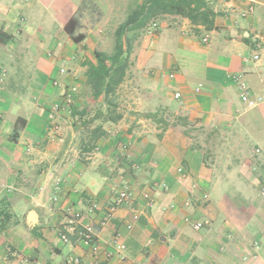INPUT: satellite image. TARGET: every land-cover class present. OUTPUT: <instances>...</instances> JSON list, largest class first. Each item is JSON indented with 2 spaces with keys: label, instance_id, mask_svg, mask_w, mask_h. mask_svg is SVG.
Returning <instances> with one entry per match:
<instances>
[{
  "label": "crops",
  "instance_id": "0c3cea01",
  "mask_svg": "<svg viewBox=\"0 0 264 264\" xmlns=\"http://www.w3.org/2000/svg\"><path fill=\"white\" fill-rule=\"evenodd\" d=\"M110 1L0 0V75L15 70L6 76L13 102L0 107V264H75V257L81 264H264V0H209L215 12L209 28L160 15L159 30L145 33L136 52L138 68L150 69L135 83L139 107L116 125L122 129L98 138L91 161L80 155L67 161L64 146L48 141L50 106L36 104L27 115L17 102L34 94L41 103L53 97L52 104L60 98L55 77L85 83L59 70L85 46L82 55L93 54L95 37L84 25ZM74 16L78 22L68 30ZM81 33L85 38L75 41ZM36 38L48 59L39 51L32 57ZM22 55L25 69L38 72L29 75L31 90L18 81ZM14 58L18 65L2 66ZM238 75L260 99L255 107L241 100ZM74 120L62 110L56 121L66 135H77ZM49 167L62 172L59 190ZM127 185L134 199L101 226V212L90 206L105 205ZM68 208L82 213L74 228L67 225ZM31 210L38 214L34 225ZM86 223L94 224L98 251L81 239Z\"/></svg>",
  "mask_w": 264,
  "mask_h": 264
},
{
  "label": "rangeland",
  "instance_id": "374dc122",
  "mask_svg": "<svg viewBox=\"0 0 264 264\" xmlns=\"http://www.w3.org/2000/svg\"><path fill=\"white\" fill-rule=\"evenodd\" d=\"M110 1V0H109ZM138 0H111L110 2L111 5L107 6V5H102L100 3V6L98 8V10H100L102 13L98 14V13H94L91 14V21L86 22V25H84L85 27H87L86 29H91V31H86L87 33H89L90 35H92V37H95L93 42H91L92 44H95V50L98 49L100 51H104L107 53H111L114 49V39H115V30L118 27L119 24H121L123 21H125V19L127 18V15L131 12V10H133L136 6ZM81 10V8H80ZM159 18L157 17V19H154V21H156L158 23V25L160 26V20H158ZM101 20V21H100ZM145 33L151 34L148 32L147 29H145L144 31H142L140 33V36L138 37V39L134 42V49L133 52L131 54V66L129 69V73L127 75V78L125 80L124 83H122L120 85V87L117 89L116 93L114 95H112V99L114 101V103L112 104V106L110 107V109L105 106L104 104H102V98L96 99L90 89L89 86L87 85L86 82V70H87V66L84 64L85 61L90 60L91 55L94 56V51L93 54L90 53L86 54L84 53L82 55V50H86V46L84 47V49L82 48L80 51H75L73 54H76L75 59H73L72 61H68L66 64L63 65L64 68L67 69V75H72L71 77L73 78V81H84L85 79V83L80 85L78 82L75 83L78 85L79 87V92L76 98V101L74 103V106L77 107L78 112L80 114H77L76 116H73L72 113L68 112L69 117H72V119H75L74 121L76 122L77 119H79L80 123L78 124V129L76 128L75 130L79 131V134L75 135V133H71V131L69 132V134L66 135L65 130H62V125L59 124L57 121V125L58 128L55 129L52 124H49V142H53V143H60V147H63L62 151L65 149L64 154L66 153V155H68L67 157V161H72L73 159H75L76 157L78 158V156L80 155L81 160L83 162H89L92 159H88V157H94L95 153L97 152L96 147L97 144H93V141L91 140V136L92 133L91 131L93 129H95V127L99 124H101L102 126V130L103 133H101V138L102 137H110L111 135H114L118 129H122V125L120 126V128H118L119 125L118 123L122 122V119L124 118V116H128V114L130 112L134 113L135 107L138 108V101L135 102V98H136V92L138 90H136V81H141V79H144L146 76L145 74H150V69H139L138 68V64H137V59H138V53L137 49L142 47L143 42L145 41L144 38L145 37ZM91 37V38H92ZM40 38H36V43L32 44V46L30 47L31 51L33 52V56L32 57H36L38 55H36V51H39V53H41V55H43V57L47 58L48 54L46 52H50L48 49H45V52L43 53L42 50H44V47L40 46L39 44H41L39 42ZM27 39H25L23 41L24 45H29L28 42H26ZM16 44L15 47H19V44H17L15 41L13 42ZM10 47V46H9ZM89 48V47H88ZM10 50V49H8ZM54 51H52L53 53ZM56 52V51H55ZM35 54V55H34ZM20 56V54H17ZM25 56L26 55H22L20 64H24L22 66V74H19V80L21 81V83H23L22 87L24 88H28L29 90H31V86L28 84L27 81H31L32 77H30L29 75L31 74H36L37 75V69H35L33 71L34 67H30L27 69L25 64L26 63H21L22 61L25 60ZM88 56V57H87ZM58 58V54H52V63L55 62L56 60L53 58ZM84 57L87 58V60H82ZM82 58V59H81ZM95 58V56H94ZM48 59V58H47ZM81 59V60H79ZM2 60V58L0 59ZM58 60V59H57ZM79 60V61H78ZM19 59L14 58V61H9L6 62L5 64H3L2 66H7V65H18L19 64ZM30 61V59H29ZM14 62V63H13ZM33 62V61H32ZM30 61V64L32 63ZM35 62V60H34ZM60 62L62 61H58L55 63V67L58 68V65H61ZM83 62V64H82ZM17 63V64H16ZM36 63V62H35ZM11 73L15 70H11V69H7V72L5 74V76H3L2 78H0V107H3L1 105V103H6L9 100H11L13 97L11 96V98H9V94L7 93V89H6V83L7 81L10 80L6 78L8 72ZM18 73L20 72L19 70H16ZM6 78V79H5ZM18 78V77H17ZM23 81V82H22ZM32 81H42L41 79H36V80H32ZM48 81V80H47ZM50 89V88H48ZM51 91V90H50ZM29 96V97H28ZM23 97H28L31 98L30 101H28L27 99H21V101H18L17 104H22L23 108L21 111H23V113L25 114H29L32 107H35L34 105H39V109H46L47 107L50 106L51 104V100H53V97H50L46 100H44L42 103L39 102L37 100V96H34V94L31 95H26ZM77 99L80 100V103L78 105H76L77 103ZM13 102V99L11 100ZM49 105V106H48ZM14 106V103L12 105V107ZM83 111L86 112L83 113ZM102 113V114H101ZM7 114V113H6ZM8 115V114H7ZM6 115V118L8 119V122L10 121V117ZM110 115L112 116H117V115H121V117L116 121H110V120H105L106 118L110 117ZM9 117V118H8ZM2 118V117H1ZM5 118V114H3V118ZM5 120V119H4ZM57 120V119H56ZM84 123H86V125H84ZM4 124V123H2ZM1 124V125H2ZM121 124V123H120ZM131 124V122H130ZM70 125V124H68ZM88 126H90L89 128H87ZM93 126V128H92ZM100 133V132H98ZM110 135V136H109ZM66 145V146H65ZM127 146H129V144L127 143ZM124 150V149H123ZM60 151V150H59ZM57 152L58 154L61 153ZM67 151V152H66ZM78 155V156H77ZM62 156L65 157V155L62 154ZM65 162V161H64ZM66 163V162H65ZM51 168V169H50ZM54 167H49V169L51 170L52 173H54V176L58 179H60L61 177L59 176L62 172L60 170L59 167H57L58 169H55L53 171ZM64 168V165H63ZM61 180V179H60ZM245 189H249L248 187H245ZM248 193V192H247ZM250 193V192H249Z\"/></svg>",
  "mask_w": 264,
  "mask_h": 264
},
{
  "label": "trees",
  "instance_id": "16d2710c",
  "mask_svg": "<svg viewBox=\"0 0 264 264\" xmlns=\"http://www.w3.org/2000/svg\"><path fill=\"white\" fill-rule=\"evenodd\" d=\"M140 1L141 2L138 1L136 3L135 8L127 15L125 21L116 28L113 51L107 53L96 49L94 51L95 60H87L84 62L87 66L86 82L92 95L96 99L102 98V104L109 109L114 103L111 96L114 95L120 85L125 82L129 73L134 42L138 39L142 31L149 28L154 19H157V17L163 14H176L190 19L194 24H202L208 28L214 23L215 12L209 0ZM76 22H78V17H72L67 23L66 28L69 30L71 25ZM157 31H155L154 34L157 33ZM73 36L72 34V37ZM84 38V33L73 37L77 42L82 41ZM77 112V107L73 105L71 108L72 115L76 116L80 114ZM83 113L86 114L85 111H83ZM120 117L121 115H110V117L105 120L116 122ZM78 122L79 119L75 122L77 128H79ZM84 125H86V123H84ZM91 133V140L95 143L98 138H100L101 133H103L101 124L97 125Z\"/></svg>",
  "mask_w": 264,
  "mask_h": 264
},
{
  "label": "built area",
  "instance_id": "2783aa9c",
  "mask_svg": "<svg viewBox=\"0 0 264 264\" xmlns=\"http://www.w3.org/2000/svg\"><path fill=\"white\" fill-rule=\"evenodd\" d=\"M251 10H253L251 8ZM159 28V25L156 21H153L151 23V25L149 26V28L147 29L149 33H154L155 31H157ZM208 40L207 37L204 38V41ZM259 55H254V59H258ZM59 72L63 75H65L67 73V69L66 68H60ZM2 78L3 76H5V71H3L0 75ZM170 77H173L174 74H170ZM236 82L238 84V87L240 89V98L243 101V103L247 106V107H255L258 102H260V99H253L250 95V90L248 88V85L242 80V75H238L235 76ZM52 84L55 87L60 88V98L56 101H54L50 107H49V113H48V118H49V123L54 124V128L57 129L58 125L56 123V119L58 114L60 113V111H67V112H71V108L74 105L78 92H79V87L77 84L75 83H69V84H64L62 83V81L58 78L55 77L52 80ZM180 93L177 92L176 93V97H179ZM123 149H126V145L123 146ZM96 150H98V147H96ZM179 171H182L181 168H179ZM60 185V179L56 178V182H54V186L56 189H60L59 188ZM162 188L167 189L168 186L166 183H163ZM134 191L130 186H124L123 188H121L120 190H118L112 197L111 199L108 201V203H106L105 205L99 204L98 202H93L92 205L90 206V210L91 211H100L101 215H100V219H99V223L101 226H104L105 224H107L111 219L114 218L116 212L118 211L119 208H121L122 206L128 204L130 201H132V199H134ZM141 196L146 199L148 201L149 205H153V201L151 198V194L149 192H143L141 194ZM55 199H57V197H55ZM190 202H187V204H189ZM68 213H69V217L67 220V225L70 228H74L78 223L80 218L82 217V213L80 211H75L72 210L70 208L67 209ZM138 215L135 214L134 215V219H137ZM187 221H190V217H186ZM129 226H131V224H129ZM202 226V222H195L194 223V227L196 229H199ZM80 235H81V239L84 241V243L88 246H90L93 251H98L99 250V243L97 240V234H96V230L94 227L93 223H86L82 226V229L80 230ZM61 238L63 241L65 242H69L70 238L66 233H63L61 235ZM118 249L120 250H124L125 249V245H118L117 246ZM75 264H81V259L79 257H75L73 259Z\"/></svg>",
  "mask_w": 264,
  "mask_h": 264
},
{
  "label": "water",
  "instance_id": "95a60500",
  "mask_svg": "<svg viewBox=\"0 0 264 264\" xmlns=\"http://www.w3.org/2000/svg\"><path fill=\"white\" fill-rule=\"evenodd\" d=\"M37 213L35 210H31L28 214V221L30 224L34 225L37 222Z\"/></svg>",
  "mask_w": 264,
  "mask_h": 264
}]
</instances>
